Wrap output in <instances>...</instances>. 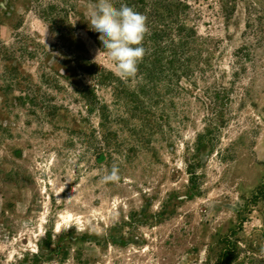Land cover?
I'll return each mask as SVG.
<instances>
[{
	"label": "rangeland",
	"instance_id": "obj_1",
	"mask_svg": "<svg viewBox=\"0 0 264 264\" xmlns=\"http://www.w3.org/2000/svg\"><path fill=\"white\" fill-rule=\"evenodd\" d=\"M174 1L195 34L152 83L90 0H0V264H264V0Z\"/></svg>",
	"mask_w": 264,
	"mask_h": 264
},
{
	"label": "trees",
	"instance_id": "obj_2",
	"mask_svg": "<svg viewBox=\"0 0 264 264\" xmlns=\"http://www.w3.org/2000/svg\"><path fill=\"white\" fill-rule=\"evenodd\" d=\"M115 4L119 7L121 4H127L133 7L136 11L142 13L147 17L149 31L146 34L143 46L147 50V54L144 56L143 60L138 65V72L135 78H143L147 82H156V80H161L163 74L167 70L171 77H176L177 71L180 69V66H177L178 60L181 51L185 49L190 43V34L194 36L193 28L187 26V22H182L180 15V9L183 5L174 0H115ZM88 34L92 36L97 46L102 48V44L99 41V33L88 29ZM72 34L69 32H61V40L66 43V46L71 48L74 52L75 62L77 64V69H80L83 72H89L90 67L93 68V64H90L88 61H84L82 58V52H79L76 46L71 42ZM63 36V38H62ZM164 62L167 66L164 65ZM84 63L86 66L82 65ZM89 67V68H88ZM112 77L119 83L121 86H124L125 83L121 80L114 78L112 74L106 72H101ZM100 84L104 83L99 81ZM113 85L112 83L108 84ZM87 92V89H83L80 95L84 98L85 103L87 104L88 110H93L96 108V103L88 95L85 96L83 92ZM89 92V91H88ZM141 93H145L142 92ZM92 95L91 92H89ZM126 100L129 103H136V95L126 94ZM93 96V95H92ZM138 101V100H137ZM102 105V106H101ZM97 106V112L101 113L102 116L106 114L103 104ZM101 116V117H102ZM106 118V117H103ZM229 244V238L225 237L222 239L221 243ZM226 246V245H225Z\"/></svg>",
	"mask_w": 264,
	"mask_h": 264
},
{
	"label": "clouds",
	"instance_id": "obj_3",
	"mask_svg": "<svg viewBox=\"0 0 264 264\" xmlns=\"http://www.w3.org/2000/svg\"><path fill=\"white\" fill-rule=\"evenodd\" d=\"M86 15L90 29L99 33L102 44L97 56L103 51L121 79H134L147 54L143 46L149 31L147 17L127 4L117 7L115 0H90ZM101 179L104 183L119 181V166L114 163Z\"/></svg>",
	"mask_w": 264,
	"mask_h": 264
}]
</instances>
